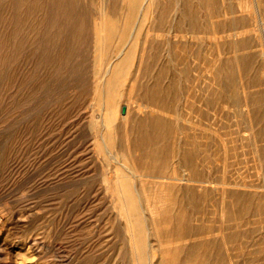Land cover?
I'll return each mask as SVG.
<instances>
[{"label": "rangeland", "instance_id": "1", "mask_svg": "<svg viewBox=\"0 0 264 264\" xmlns=\"http://www.w3.org/2000/svg\"><path fill=\"white\" fill-rule=\"evenodd\" d=\"M131 1L0 0V264H264V0Z\"/></svg>", "mask_w": 264, "mask_h": 264}, {"label": "bare ground", "instance_id": "2", "mask_svg": "<svg viewBox=\"0 0 264 264\" xmlns=\"http://www.w3.org/2000/svg\"><path fill=\"white\" fill-rule=\"evenodd\" d=\"M142 1H144V0H142ZM142 1H141V3H142ZM149 1V0H148ZM147 1V2H148ZM187 1V0H186ZM138 2V0H132L130 3H131V7H132V9H134V7H135V5H136V3ZM150 2V1H149ZM163 2V1H162ZM140 3V4H141ZM161 4V3H160ZM148 6H149V4H148ZM141 7H142V4H141ZM144 5H143V10H141V13L143 14L144 13ZM162 9V8H161ZM139 10V9H138ZM159 10H160V7H159ZM128 11V10H127ZM138 12V11H137ZM164 13V12H163ZM169 13V12H168ZM185 13V12H184ZM188 14V13H187ZM138 15V14H137ZM164 15V14H163ZM186 15V14H185ZM130 17V16H129ZM168 17V16H167ZM191 17V16H190ZM162 21V20H161ZM161 21H158V22H160L161 23ZM197 21V20H196ZM110 23H112V22H110ZM126 23H127V21H126ZM134 23V22H133ZM112 25V24H111ZM133 25V24H132ZM148 26V25H147ZM162 28H163V26H162ZM147 29H148V27H147ZM147 29L145 28V31H147ZM112 30V29H111ZM151 31V30H150ZM150 31H147V32H150ZM156 31H158V30H156ZM163 31V30H162ZM161 31V32H162ZM171 31V30H170ZM112 32V31H111ZM155 32V31H154ZM159 32V31H158ZM174 32V31H173ZM196 32V31H195ZM164 33V32H163ZM178 33V32H177ZM108 34H110L109 32H108ZM123 34V33H122ZM135 34V33H134ZM146 34V33H145ZM176 34V33H175ZM184 34V33H183ZM124 35V34H123ZM148 35V34H147ZM131 36V35H130ZM158 36V35H157ZM173 36V35H172ZM183 36V35H182ZM181 36V37H182ZM191 36V35H190ZM123 37V36H122ZM180 37V36H179ZM184 37V36H183ZM174 38V37H173ZM131 41V40H130ZM129 52L130 51H127V52H125V57L122 59V60H120L119 61V63H118V66H120V64L122 65L123 63H124V61L126 60V58L128 57V55H129ZM117 66V67H118ZM139 66V65H138ZM131 82V81H130ZM129 97V96H128ZM127 97V98H128ZM126 102V101H125ZM138 106V105H137ZM196 159V158H195ZM133 160V159H132ZM134 163V162H133ZM184 164V163H183ZM138 172V171H137ZM157 175V174H156ZM139 177V176H138ZM187 178V177H186ZM190 181V180H189ZM200 181V180H199ZM183 183V182H182ZM130 188V187H129ZM188 188V187H187ZM209 188V187H208ZM200 189V188H199ZM130 190V189H129ZM132 191V190H131ZM182 191V190H181ZM131 193V192H130ZM138 193V192H137ZM222 193V192H221ZM186 196V195H185ZM130 197V196H129ZM131 199V198H130ZM134 199V198H133ZM132 203V202H131ZM165 214H167L168 215V213L166 212ZM169 216V215H168ZM165 219L166 220H170V218H168L167 216L165 217ZM179 222V221H178ZM210 222V221H209ZM209 224V223H208ZM184 228V227H183ZM197 229V228H196ZM202 230V229H201ZM216 230V229H215ZM190 231V230H189ZM194 231V230H193ZM196 231V230H195ZM195 231H194V234H195ZM207 232V231H206ZM200 233H201V231H200ZM222 233V232H221ZM196 234H198V233H196ZM188 236V235H187ZM200 235H198V237H199ZM185 237V236H184ZM189 237V236H188ZM194 237H197V236H194ZM142 241V240H141ZM144 241V240H143ZM189 244V243H188ZM183 245V244H182ZM144 246H145V244H144ZM143 245H141L140 246V252L142 253V251H143V247H144ZM185 248H186V252H192V251H194V250H196V248H194V244H190V245H186L185 246ZM205 249V248H204ZM164 251H173V252H177V250H178V247H175V248H173V249H167V248H165V249H163ZM207 250V249H206ZM145 251H146V249H145ZM179 252V251H178ZM143 253H144V251H143ZM167 253V252H166ZM170 253H172V252H170ZM194 253V252H193ZM201 254V256L198 258V260H199V262H200V264H207V262H208V259L206 258V253H202V252H200ZM144 255V254H143ZM218 255H216V257H217ZM215 258V257H214ZM217 259V258H216ZM214 260V259H213ZM216 261V260H215Z\"/></svg>", "mask_w": 264, "mask_h": 264}, {"label": "water", "instance_id": "3", "mask_svg": "<svg viewBox=\"0 0 264 264\" xmlns=\"http://www.w3.org/2000/svg\"><path fill=\"white\" fill-rule=\"evenodd\" d=\"M124 111V107L122 108V112Z\"/></svg>", "mask_w": 264, "mask_h": 264}]
</instances>
